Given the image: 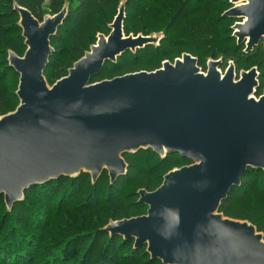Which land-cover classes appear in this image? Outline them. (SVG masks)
I'll return each mask as SVG.
<instances>
[{
	"label": "water",
	"instance_id": "obj_1",
	"mask_svg": "<svg viewBox=\"0 0 264 264\" xmlns=\"http://www.w3.org/2000/svg\"><path fill=\"white\" fill-rule=\"evenodd\" d=\"M225 15L238 44L250 51L264 44V0H230ZM125 5L108 36L76 61L68 75L49 85L44 72L55 50L51 37L67 16L63 8L39 21L15 4L27 50L9 52L19 74L15 111L0 116V195L9 207L31 186L81 172L96 182L108 171L115 182L128 171L124 155L152 149L178 153L191 163L169 171L154 191H139L147 213L111 222V235L147 246L164 264H264V235L248 221L220 212L249 168L264 171V95L257 67L225 73L221 61L206 72L184 54L155 71L91 83L106 62L161 37L124 32Z\"/></svg>",
	"mask_w": 264,
	"mask_h": 264
},
{
	"label": "trees",
	"instance_id": "obj_2",
	"mask_svg": "<svg viewBox=\"0 0 264 264\" xmlns=\"http://www.w3.org/2000/svg\"><path fill=\"white\" fill-rule=\"evenodd\" d=\"M191 0H172L163 5V0H126V5L133 10H138L136 7H148L150 4H159L161 8L153 12H147L146 16L150 17V27H144L141 31L145 34H151L161 30V25H166L168 21L176 20L179 17L184 19L189 18L190 11L189 2ZM200 5L197 9L200 16L195 19V26L199 38L202 42L219 39L224 43V48L221 54L226 59H232L236 62L239 68H250L255 63L260 72L264 71V44L261 42L258 46L250 51H246V44H238L237 38L234 36L233 26L238 19L224 15V12H217L214 9L212 0H198ZM186 2V3H182ZM119 0H76V5L72 7L62 25L59 27L57 33L51 37V43L63 45L60 49H56L54 54L50 57L49 64L45 69L44 75L48 82L52 81V65L55 60L62 61L58 68L55 77L61 79L68 75L69 69L73 67L74 63L81 59L86 50L97 41V32H110V25L108 21L112 20L114 12L117 9ZM15 4L27 8L39 20L43 21L45 13L43 11V0H0V56H3V61L0 66V116L6 115L15 111L19 105V98L17 96L18 85L13 81V75L20 77L18 72L9 64V50H16L18 54H22L27 49L25 39L22 35L23 30L19 25L20 15L14 9ZM64 0H51L50 11L52 15L59 13L62 10ZM225 5L232 8L233 4L230 0H226ZM182 19V18H181ZM164 29V28H163ZM194 35H197L195 33ZM193 35V36H194ZM14 41H11V40ZM178 41V40H177ZM175 48L169 42V39H163L159 45H147L144 48L138 49L131 59L125 57V53L117 58L116 62H106L103 70L99 74H108V76H122L129 73H136L142 70L155 71L161 68V61L167 58L169 54H173ZM193 56H199V52L190 51ZM198 59V58H197ZM198 63L202 66L201 60ZM225 69V67H222ZM205 68L203 67V70ZM99 74L92 77H97ZM262 74V73H261ZM260 74V77H261ZM259 79L261 80V78ZM91 79V81H92ZM259 80V81H260ZM260 88V86H259ZM258 88V89H259ZM257 89V96L261 94ZM151 155L150 160H145L146 156ZM128 163V171L124 176L118 178V182L122 179L129 178L132 174L142 178L141 186L147 191L156 190L163 182L164 176L169 172L168 165L171 161H178L184 164H190L188 158L180 156L178 153L168 154L165 158H160L159 155L152 149H142L136 153H127L124 155ZM156 160L155 164H150L151 159ZM138 164L137 165H135ZM90 174L81 172L78 176L67 177L62 176L57 179L50 180L43 184H36L26 190L28 194H36L41 192L47 197H52L53 194L60 192V189L68 186L74 189L75 193L79 190L74 187L77 181L84 184L89 178ZM107 177V171H104L102 176L91 184L93 197L87 198L82 207L95 202L101 196V189ZM252 188L250 189V187ZM114 189H117L115 187ZM107 191L110 193L107 201L114 200L113 189ZM68 193V192H67ZM264 197V171L261 169L249 168L242 178V184L235 186L231 190L227 199L222 203L220 212L224 216L231 219L248 220L257 225L259 231L262 230L258 225L255 216L249 210L251 196ZM4 195H0V205L3 204ZM137 200L134 202L135 210L142 215L147 213V206L140 203L139 194H135ZM66 197V196H65ZM63 200V199H62ZM99 201V200H98ZM64 203L60 202L62 206ZM98 204V203H97ZM95 206L96 204H92ZM23 204L17 202L14 204L13 210L19 211L22 216L21 221L25 220V214L22 213ZM64 207V206H62ZM140 214V215H141ZM25 223V222H24ZM21 234V230L18 231ZM86 238V237H85ZM88 239V238H87ZM135 239H125L120 235H109L103 229H99L91 233V240L89 243L81 242L80 245L85 244V247L80 252V264H85L87 260L101 257V264H164L159 259H152L147 251V246L136 248L134 245ZM13 244V243H12ZM3 245V244H2ZM17 245V244H16ZM16 247V246H14ZM17 250L5 247L0 248V264H26V255L20 244L17 245ZM23 252V253H22ZM83 252V253H82ZM69 255V254H68ZM70 259L69 257L67 260Z\"/></svg>",
	"mask_w": 264,
	"mask_h": 264
},
{
	"label": "rangeland",
	"instance_id": "obj_3",
	"mask_svg": "<svg viewBox=\"0 0 264 264\" xmlns=\"http://www.w3.org/2000/svg\"><path fill=\"white\" fill-rule=\"evenodd\" d=\"M171 1L172 0H163V5L166 6L167 3ZM123 2L126 3V0H119L112 20L107 22L108 26L114 22V19ZM212 2L214 3V9L217 12H224V15L230 9H227V6L225 5L226 0H212ZM50 3V0H43L42 7L45 13L44 17L54 16L50 11ZM75 5L76 0H64L62 9L64 7L67 8L68 13V11ZM198 5H200L198 0H191L189 2L190 9L187 8V11H190L189 18L184 19L182 16L176 20L168 21L165 26H160L161 30L146 35H156L161 37V40H165L167 38L175 48L173 54H169L167 58L162 59L161 67L164 62L169 61L174 63L176 59L181 58L184 54H191L193 56L190 51H197L199 52V56L194 57L201 60L202 66H200L199 63L198 65L201 67L203 72L207 71L208 63L212 60L221 61L219 70L222 72V74L225 73L230 63H234L237 74H239L241 71H248L253 67L258 68V66L253 63L250 68L241 67L238 69L234 60L226 59L221 54L222 49L224 48V43H222V41L217 39L202 42L199 38L197 39L199 33L197 26H195V19L200 16V13L197 9ZM136 8H139V11L133 10L129 6L125 5V18L123 26L124 32L127 36H137L140 34L145 35L141 30L144 27L149 28V22L151 20L149 16H146V13L159 10L161 6L159 4H150L148 7L142 8L140 6ZM110 32H97V40L99 34L108 36ZM195 33H197V35H194ZM11 41L14 40L12 39ZM96 43L97 41L94 42V44ZM51 46L54 48V50H56L60 49L63 45L51 43ZM91 46L86 50V52L90 51ZM137 50H129V52H126L125 57L127 60L131 59ZM11 51L15 52L19 56H23L25 54V52H23L20 55L16 52V50L12 49H10L8 52ZM3 58V56H0V66ZM61 63L62 61L59 58L55 60L54 64L52 65L53 68L51 70V75L53 77L52 81L48 82L49 85H53L59 80L55 77V75L58 68L61 66ZM203 67L205 68L204 70ZM222 67H225V69ZM258 71L260 74H262L260 77L261 80L259 79L260 88L258 89L260 90L261 94L259 96H257V94L254 95L257 99L264 95V71L260 72L259 68ZM10 78H13L12 80L15 81L17 85L19 84V77H15L13 75V77ZM113 78L115 77L108 76L106 73L99 74L97 77L92 79L91 83H98ZM151 157V155L146 156L145 160H150ZM159 157L165 158L160 155ZM155 163L156 160L152 158L150 164ZM135 165L138 166L136 163ZM185 165L188 164L180 163L178 161H171L169 162L168 170L172 171ZM107 177L108 180L105 178L104 185L101 189V196H99L98 199L92 203L96 204L95 206L89 204L86 207H82L84 204H87L85 201L87 198H89L91 195L93 197L91 184L93 185L95 182L93 181L92 177H90L84 184H80V181L75 183L74 187L79 190V193H75L74 189L69 187V185H71L69 184L70 182L67 183L68 186L61 188L60 192L53 194L52 197H47L41 192L36 194H28L26 191H24L22 200L18 201L23 204L22 213H24L26 216L23 222L21 221L20 216L22 215L20 212L13 210L14 205L9 207L5 201V196H3L1 198L3 199V204L0 205V248L5 247L6 249L13 248L17 250V245L20 244L23 251L25 252L24 255L27 257L25 261L26 264H80V252L84 249L85 244L89 243L91 240L92 232L103 229L111 236L110 232L106 230L111 222L131 219L142 215L140 212L135 210L134 206V202L137 200L135 194H138L140 190L144 189L141 186L142 178L132 174L129 176V178L122 179L120 182H118V180L112 182L108 171ZM115 187H117V189H114ZM251 188L252 186L250 189ZM107 189H113L112 195L114 200L109 202H106V198L109 197L110 194ZM60 202L64 203L62 205L64 207L60 205ZM249 210L255 216V220H257L258 225L261 226L260 228H262V230L259 231L258 226L255 224L254 225L257 227L258 231L264 235V197H255L252 194ZM236 220L248 221L240 219ZM19 230H21V234L18 233ZM83 241L85 244L80 245V243ZM84 251L85 250H83V252ZM68 257L70 259L67 260ZM85 264H101V257L99 260L95 257L91 260H87Z\"/></svg>",
	"mask_w": 264,
	"mask_h": 264
},
{
	"label": "built area",
	"instance_id": "obj_4",
	"mask_svg": "<svg viewBox=\"0 0 264 264\" xmlns=\"http://www.w3.org/2000/svg\"><path fill=\"white\" fill-rule=\"evenodd\" d=\"M51 1V0H50Z\"/></svg>",
	"mask_w": 264,
	"mask_h": 264
}]
</instances>
